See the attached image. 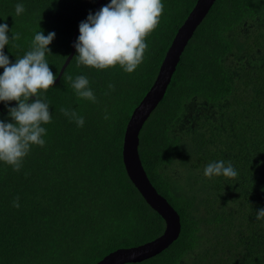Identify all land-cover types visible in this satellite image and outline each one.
<instances>
[{
	"label": "trees",
	"instance_id": "obj_1",
	"mask_svg": "<svg viewBox=\"0 0 264 264\" xmlns=\"http://www.w3.org/2000/svg\"><path fill=\"white\" fill-rule=\"evenodd\" d=\"M97 2L0 0V24L8 25L10 39L20 34L5 55L15 63L36 32H55L46 59L59 76L43 94L52 113L43 125L45 145L32 146L19 171L0 162V264H95L165 231L163 218L125 171L122 142L133 109L196 0H162L159 25L131 74L119 65H77L79 24L96 13ZM110 2L100 0L98 10ZM18 3L25 9L19 15ZM78 75L89 79L96 102L76 95L67 77ZM16 106L0 102V120L11 122L8 107ZM61 108L77 112L84 125ZM137 143L149 181L175 208L181 227L160 253L125 264H264V219H256L264 208V0L213 2ZM219 160L231 161L237 177L197 184L192 173L183 180L173 175L179 166Z\"/></svg>",
	"mask_w": 264,
	"mask_h": 264
},
{
	"label": "clouds",
	"instance_id": "obj_2",
	"mask_svg": "<svg viewBox=\"0 0 264 264\" xmlns=\"http://www.w3.org/2000/svg\"><path fill=\"white\" fill-rule=\"evenodd\" d=\"M24 10L23 4H16L17 15ZM163 11L162 0H111L95 14L89 12L87 19L79 24L80 35L73 45L77 52V65L97 70L119 65L124 72L133 73L143 62L148 49L145 39L159 25ZM8 32V25L0 24V68H3L0 102L7 106L15 101L18 106L8 107L11 122L0 120V162L19 171L32 146L45 145L46 128L43 125L52 122L50 105L43 94L53 87L57 79L46 59L56 33L49 32L45 36L42 30L36 32L30 50L12 63L4 48L10 41L19 40L20 34H12L10 39ZM67 79L79 98L96 102L86 76L78 75L74 80L68 76ZM109 89H114V85L109 84ZM31 97L35 99L29 102ZM60 111L74 120L77 126L84 125V118L77 112L66 108ZM104 118L109 117L106 115ZM237 175L231 161L227 164L224 160L210 162L204 168L207 178H235ZM18 201L19 197L13 201L14 207L20 206ZM256 219H264V208L256 211Z\"/></svg>",
	"mask_w": 264,
	"mask_h": 264
},
{
	"label": "water",
	"instance_id": "obj_3",
	"mask_svg": "<svg viewBox=\"0 0 264 264\" xmlns=\"http://www.w3.org/2000/svg\"><path fill=\"white\" fill-rule=\"evenodd\" d=\"M214 1L196 0L190 13L177 29L159 66L153 84L133 109L123 135L122 160L125 171L145 201L163 218L165 231L160 236L145 243L133 247L118 248L105 255L95 264L138 262L160 253L178 237L181 227L179 215L175 208L165 197L157 192L149 181L139 158L138 135L146 119L162 100L185 46L193 35L196 26L202 21ZM99 2L100 0L97 2L96 12L98 11ZM71 54L65 60L60 72L68 63Z\"/></svg>",
	"mask_w": 264,
	"mask_h": 264
},
{
	"label": "rangeland",
	"instance_id": "obj_4",
	"mask_svg": "<svg viewBox=\"0 0 264 264\" xmlns=\"http://www.w3.org/2000/svg\"><path fill=\"white\" fill-rule=\"evenodd\" d=\"M204 165L201 164L198 168H192L189 170H187V167L185 168V166H179V168H175V170L173 171V175L175 174V177L177 178L181 177V179L183 180L186 179L188 173H192L194 175V179L197 181V184H200L199 179L207 178L204 176V168H205Z\"/></svg>",
	"mask_w": 264,
	"mask_h": 264
}]
</instances>
